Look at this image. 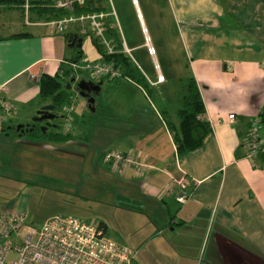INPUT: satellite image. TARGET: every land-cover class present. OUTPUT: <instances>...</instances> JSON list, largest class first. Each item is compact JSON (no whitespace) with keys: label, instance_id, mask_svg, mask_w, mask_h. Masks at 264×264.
<instances>
[{"label":"crops","instance_id":"crops-1","mask_svg":"<svg viewBox=\"0 0 264 264\" xmlns=\"http://www.w3.org/2000/svg\"><path fill=\"white\" fill-rule=\"evenodd\" d=\"M161 1L157 10L164 28L172 32L167 38L180 40L188 76L174 77V71H170L174 70L173 63L183 62L178 57L165 60V55L173 54L167 48L160 55L164 69L156 57L152 58L154 78L139 66V74L149 85L146 92L129 79L108 81L115 84L104 86L106 80H94L85 74L84 80L101 82L100 92L105 88L117 94L111 103L116 111L111 112V106L103 103L100 113L114 122L92 123V133L80 132L85 114H77L73 103L95 114L97 95L93 96L95 112H91L86 99L78 94L76 79L69 88L66 85L70 100L61 106L64 114L55 115L58 121L62 119V127L55 119L33 122L41 107L52 105L50 99L40 96L41 76L62 75L61 69L75 58L72 51L80 49L69 47L66 35L80 31L70 27L65 33H56L44 25V16L32 11L25 16L18 8L22 29L15 26L11 34L0 35V167H25L28 177L32 171L39 174L52 168L56 179L69 183L66 188L57 187L59 193L65 189L74 192L75 198L84 199L91 198L87 194L92 188L82 184L83 178L74 168L73 174L63 169L61 159L96 165L106 209L98 224L103 225L108 238L133 251L132 264H264V154L246 158L250 122L264 109V0ZM134 4L143 26L139 7ZM121 38L127 46L122 34ZM100 59L99 54L97 59L85 62ZM157 73L164 82H157ZM190 77L199 88L209 131L198 149L181 156L177 155L169 124L178 121L183 86ZM178 83L182 92L169 97L168 89ZM149 94L159 100L160 110ZM230 115L234 117L228 119ZM262 116L259 133L264 151ZM36 124L50 125L44 136H26L34 129L23 134L16 131L19 125L26 130V126ZM14 133L19 141L25 140L22 148ZM52 134L57 136L49 137ZM77 138L90 141L89 145L80 144ZM95 139L101 140V145ZM57 142L61 143L54 146ZM102 144L103 153H130L147 169L142 174L134 169L114 170L102 161L103 153L99 157ZM44 151L56 152L60 162L40 159L38 154ZM182 178L189 186L186 201L179 203L173 179ZM38 191L41 195L48 193L43 185ZM55 199L62 200L56 195ZM0 211L11 213L14 208L4 206ZM56 215L62 214H50L44 220Z\"/></svg>","mask_w":264,"mask_h":264},{"label":"rangeland","instance_id":"rangeland-1","mask_svg":"<svg viewBox=\"0 0 264 264\" xmlns=\"http://www.w3.org/2000/svg\"><path fill=\"white\" fill-rule=\"evenodd\" d=\"M91 1L93 2V4L91 5L92 8L101 6V3L98 0H91ZM108 1L112 5V7H110L109 3L108 4L106 3L107 1H104L103 4L109 5L110 14H113V12L115 13L114 16L110 15L108 21H112L114 27L117 29V33L120 40L119 44L114 42L117 49L120 50L122 47V38H121V34H122V37L126 41L128 48L132 49L130 50V58L134 66L137 67L138 70L141 68L149 78H154L155 72L153 70V59L148 55L147 50L144 47V42L147 39L150 42L151 46L154 48L155 57L156 59H158V62L161 68L163 69H164V65L160 60V55L162 54V51H164L165 48L169 49L170 51H173L172 55L167 54L165 55L164 58L165 60L168 59L173 60L178 57L179 60L183 62V64H179L178 62L173 63L172 68L174 70H170V71H174V77L183 78L182 75L185 74L186 71L188 72V68L184 69L186 60L185 57L182 54H180V50H181L179 44L180 40L167 38L172 35V32L164 28L161 14L157 10L158 9L157 7L160 8L162 6V1L161 0H108ZM134 1L135 3H137V6L139 7V11L142 15L143 26L141 24L140 21L141 18L139 17V13L137 7L134 4ZM11 7L8 5H0V35L1 36L11 34L10 32L13 31L15 26H19V29H22L19 24V22H22V18L20 16L22 15V12L16 6L13 8ZM78 8L81 9L80 7ZM29 9H31L30 3H29ZM74 13H85V12L83 11L76 12L74 10ZM70 14L71 13L68 12V15ZM163 16L166 17L164 13ZM85 22L86 21H84V23L82 24V27H85L84 25L86 24ZM73 27L80 28V26L78 25ZM81 49H82V53H81V58H79L80 61L78 60L79 62L91 61L99 57V52L92 41V36L90 35H85L84 37H82ZM72 54L76 56V52L74 50L72 51ZM71 75L78 81L87 78L85 74L82 75L71 74ZM84 75L86 77H84ZM187 76L188 75L185 74L184 77ZM141 82L145 83V81L142 78H141ZM104 84H105L104 86H106L115 83H109L108 80H106ZM178 84L179 86H172L171 88L168 89L169 97L173 98L177 96V93L180 94L182 92L181 84L180 83ZM118 86H120V84ZM156 94L157 92L155 93V95ZM74 95L76 96V93H74ZM113 95H117V94L110 90H106L105 88L97 94L96 104L98 105L95 107L96 108L95 114L90 113L86 107L84 109L81 106L79 107L75 105V103H73L76 109L75 112L77 114H82V115L85 114V119H83L84 123L80 122L83 127L82 130H80V132L83 133L86 130L88 131V133H92L93 132L92 129L95 126V125H90L92 123H96L98 125V124H102L104 120L107 122H114L113 120H106L105 117L100 115L101 111H104L103 103L111 106V103L115 101ZM150 97L154 107L160 110L161 108H160L159 100L156 99V97H152L151 95ZM76 99L82 101L83 104L86 105L85 100L80 99V97H78V94L76 96ZM148 109L152 110V106L150 105ZM113 111H116V108L115 106L112 105L111 112ZM60 114H64V108L63 109L59 108L58 110L55 111L56 116L58 115L60 116ZM54 121L59 124L58 127L60 126L62 127V123H63L62 119L58 121V119L56 118ZM42 127L43 126L39 127L38 130L33 133L26 134V136L32 137L33 136L32 134H36V135L40 134L41 137L44 136L43 135L44 131H42L41 129ZM9 132H7L6 134H9ZM13 136L18 143L20 139L16 138L15 133L13 134ZM95 140H97L98 145H101L102 143L101 140L98 139ZM87 141L77 138V142H79L80 144L89 145L90 141L89 142ZM105 142L106 141H104L103 144L108 143V141L106 143ZM1 143L2 140H0V144ZM12 143H14L13 140L11 141V144ZM19 143L21 144L18 146L22 148L23 147L22 143H25V140L19 141ZM60 143L61 142H57L54 146H59ZM103 144L100 148L99 157L103 153L102 151L104 150ZM89 150H91V148ZM36 154H38V152H36ZM38 155L40 159H43L46 162L48 161L60 162L56 152L44 151L43 153ZM61 160H62L63 169H65L66 171L70 170L69 172L73 174L72 168H74L78 173L79 178L80 179L83 178L82 184L92 188V190L90 191L91 193L87 194L91 198L77 199L75 198L77 197V195L74 192L71 191L68 192L65 189L62 190L61 193H59V189H57V187L61 186L66 188L68 187L69 183L61 178L56 179L55 175L51 173L52 168L43 170V173H41V171H38L40 172L39 174H35L32 171V173L28 177L25 176V167L23 169H17L16 167L6 168L5 165L3 164V166L0 167V209L3 208L4 206H9L10 208L11 207L14 208V212L25 214V221L28 224L33 225L34 227H39L38 225L44 223L46 221L44 220L45 217L49 216L50 214L69 215L76 217L85 223L88 224L90 223V225L98 226V223L101 220H103L102 217L103 212L106 211L105 206L102 204L103 197L101 195V190H102L101 173L98 174L96 172L97 166L96 165L94 166V164L92 163L82 164L80 163V161L71 162L70 160H66V159H61ZM97 162H99V167L103 169L104 166L102 165L100 160H97ZM42 185L46 189H48V193L46 195H41L40 191H38L39 187ZM55 195L60 196L62 200L56 201ZM73 208H74V212L72 213L69 212ZM85 213H87L86 216H84Z\"/></svg>","mask_w":264,"mask_h":264},{"label":"built area","instance_id":"built-area-1","mask_svg":"<svg viewBox=\"0 0 264 264\" xmlns=\"http://www.w3.org/2000/svg\"><path fill=\"white\" fill-rule=\"evenodd\" d=\"M28 1L25 0L23 5L25 16L32 13ZM52 1L57 9H63L71 14L47 20L45 26L56 33H65L70 27L78 25L80 26L78 33L91 34L103 48L105 56L123 54L131 60L130 50L125 43L122 41V47L118 50L113 40L106 35L107 21L110 15H115L114 12L110 14V9L108 12L74 13L76 6L80 8L83 6L84 0ZM107 2L109 3L108 0ZM110 7L108 5L107 8ZM25 18L28 20L27 17ZM84 21L86 24L82 27ZM144 47L148 55L154 58L155 50L147 39ZM70 67L74 75L86 74L94 80L126 79L114 60L100 59L83 63L73 61ZM157 82H164L163 76L159 73H157ZM261 115H264V109ZM233 117L234 115H230L228 119ZM260 122L261 118L257 116L250 122L248 128L246 158L250 160L262 150ZM102 161L120 172L134 169L142 174L147 169L140 158L119 151L103 153ZM173 185L179 190L176 201L184 203L189 182L185 178L173 179ZM132 260L133 251L130 248L108 238L101 228L76 217L56 215L48 218L39 227H34L26 223L25 214L0 211V264H131Z\"/></svg>","mask_w":264,"mask_h":264},{"label":"trees","instance_id":"trees-1","mask_svg":"<svg viewBox=\"0 0 264 264\" xmlns=\"http://www.w3.org/2000/svg\"><path fill=\"white\" fill-rule=\"evenodd\" d=\"M31 2V10L32 12H37L38 16L45 17L44 19L49 20L54 17H62L68 15V11L63 9H57L52 0H30ZM101 3L100 7L92 8L93 2L91 0H84L83 7L81 9L76 6V12H99V11H107L110 8L107 4L104 5L103 2L107 0H98ZM25 4V0H0V5H8V6H16L18 8L23 9V5ZM11 7V8H12ZM109 20V19H108ZM87 35V34H85ZM85 35L79 34H67L66 38L70 43L73 38L84 37ZM92 36L91 34H89ZM107 37L111 38L119 44V36L117 33V29L114 27L112 21H107V29H106ZM92 41L96 46L100 56L105 60H114L115 65L120 67L122 70L123 76L128 80L135 82L136 84H141L142 89L145 91H149V85L142 83L141 78L142 75L139 74L138 69L134 66L131 60L123 54H115L111 57L105 56L104 50L101 46L98 45L97 41L92 37ZM116 46V45H115ZM117 48V47H116ZM76 50V56L72 61H78L80 55L82 53V49H74ZM71 61V62H72ZM71 62L68 63L66 68H62V75H56L54 77L43 75L39 80V88H40V96L44 99H50L53 106H55V110L61 108L64 102H68L70 100L68 91L66 90V85L69 83L68 78L72 74V69L70 68ZM144 80V78H143ZM103 81V80H102ZM114 81V80H113ZM117 81V80H115ZM145 81V80H144ZM143 85V86H142ZM145 91V92H146ZM183 95L180 98V108L177 111L178 121L176 124L170 123L169 128L172 131L173 141L176 148L177 155H185L190 153L196 149H198L205 136L209 131V123L204 119L205 108L204 103L199 91V88L194 80V78L190 77L185 82L183 86ZM260 114V118H261ZM262 121H264V117L262 116ZM50 126V125H48ZM5 125L3 126V128ZM38 125L35 126L34 131L38 130ZM47 131V129L45 130ZM57 135L54 134L49 135L51 138H55ZM263 148V147H262ZM263 149L260 151V154H264ZM99 228H101L104 232L105 229L102 224H98ZM133 262V260H132ZM132 264V263H131Z\"/></svg>","mask_w":264,"mask_h":264},{"label":"water","instance_id":"water-1","mask_svg":"<svg viewBox=\"0 0 264 264\" xmlns=\"http://www.w3.org/2000/svg\"><path fill=\"white\" fill-rule=\"evenodd\" d=\"M82 45V39L81 38H73V40L69 43V47L71 48H81ZM71 82H76L75 78H72L70 80ZM76 89L78 91V94L81 98L86 99L87 104H88V109L91 112H95V108L93 106L95 99H94V95H97L100 92V86H101V82H93L90 80H80L78 82L75 83ZM67 88H69V84L67 86ZM55 110V106L53 105H45L43 107L40 108V110L37 112V117L33 119V122H49L51 120L55 119V114H53V111ZM35 125V124H34ZM35 126H26V130H25V126L19 125L16 127V131H19L20 134L25 133V131L27 132H31L34 129ZM48 125L45 124V126H43L41 129L42 131H45V129H47Z\"/></svg>","mask_w":264,"mask_h":264},{"label":"flooded vegetation","instance_id":"flooded-vegetation-1","mask_svg":"<svg viewBox=\"0 0 264 264\" xmlns=\"http://www.w3.org/2000/svg\"><path fill=\"white\" fill-rule=\"evenodd\" d=\"M71 83H72V82H71V81H70V79H69V83H68V84H69V86H70V84H71Z\"/></svg>","mask_w":264,"mask_h":264}]
</instances>
